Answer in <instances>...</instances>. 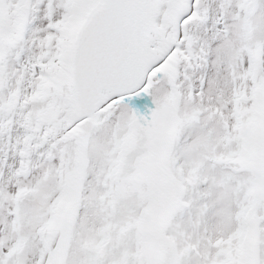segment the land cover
<instances>
[{"label":"snow or ice","instance_id":"snow-or-ice-1","mask_svg":"<svg viewBox=\"0 0 264 264\" xmlns=\"http://www.w3.org/2000/svg\"><path fill=\"white\" fill-rule=\"evenodd\" d=\"M0 264H264V0H0Z\"/></svg>","mask_w":264,"mask_h":264}]
</instances>
